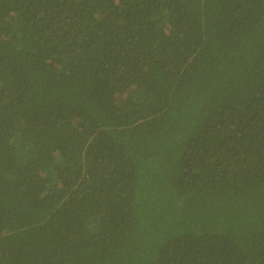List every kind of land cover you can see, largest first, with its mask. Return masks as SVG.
Wrapping results in <instances>:
<instances>
[{"label": "trees", "instance_id": "1", "mask_svg": "<svg viewBox=\"0 0 264 264\" xmlns=\"http://www.w3.org/2000/svg\"><path fill=\"white\" fill-rule=\"evenodd\" d=\"M0 264H264V0H0Z\"/></svg>", "mask_w": 264, "mask_h": 264}]
</instances>
